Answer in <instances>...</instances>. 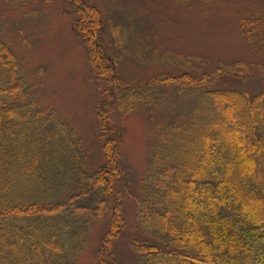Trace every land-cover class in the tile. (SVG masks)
<instances>
[{
	"label": "trees",
	"instance_id": "16d2710c",
	"mask_svg": "<svg viewBox=\"0 0 264 264\" xmlns=\"http://www.w3.org/2000/svg\"><path fill=\"white\" fill-rule=\"evenodd\" d=\"M71 1L80 14L75 27L96 37L98 12L80 0ZM86 13L91 19H83ZM258 24L246 25L252 45L264 35V26ZM93 61L101 66L95 55ZM105 68L110 82L117 83L115 63L110 61ZM259 68L264 73V66ZM248 69L243 62L221 64L213 76L184 74L175 81L164 76L133 92L124 84L118 87L115 103L124 114L153 97L157 84L176 83L179 93L188 87L203 91L191 119L159 135L142 191L131 193L144 233L133 242L136 264H264V88L253 96L239 89L204 90L212 79L235 78ZM230 100L232 107L238 102L248 115L234 111L231 120L240 125L230 128L234 137L222 133L229 130L225 119H211L210 106L216 110ZM109 110L101 115L109 160L92 172L76 132L56 111L38 104L21 58L0 40V264H76L92 225L106 213L111 217L101 240L99 264H115L112 245L124 229V193L118 182L121 133L109 124ZM180 135L185 138L184 150L196 148L195 157L192 163H167L171 139ZM172 176L179 188L168 182Z\"/></svg>",
	"mask_w": 264,
	"mask_h": 264
},
{
	"label": "rangeland",
	"instance_id": "374dc122",
	"mask_svg": "<svg viewBox=\"0 0 264 264\" xmlns=\"http://www.w3.org/2000/svg\"><path fill=\"white\" fill-rule=\"evenodd\" d=\"M80 2L98 12L100 28L99 34L93 37L95 41L75 27L80 14L71 0H21L19 4L0 0V40L9 44L21 58L38 104L56 111L76 132L87 168L92 172L109 160L104 150L107 140L102 135L101 115L110 109L109 124L119 128L121 133L118 147L122 172L118 182L124 193L125 220L123 232L112 250L115 264H136L138 255L133 242L144 238V233L138 225L137 204L131 193L142 191L143 179L154 162L159 135L169 126L188 122L197 106V97L203 91L188 87L179 93L176 83L157 84L153 97L144 99L137 108L124 114L115 103L119 95L117 89L124 84L126 90L133 92L164 76L174 81L184 74L213 76L221 64L243 62L249 66L248 72L242 71L235 78L212 79L204 90L239 89L250 96L258 93L264 88V73L259 68V65L264 66V35L252 45L246 25L255 21L264 26V0ZM89 18V13L83 17L84 20ZM92 51L101 66L93 61ZM188 59H192L190 64ZM110 61L115 63L120 78L115 84L104 74ZM100 67L105 68L103 73L99 72ZM232 101L222 102L216 110L210 106L211 119L214 116L218 121L225 119L229 130L222 133L230 137H234L230 128L240 127L239 122L233 121L234 111L248 117L243 106L237 102L234 108L229 104ZM180 136L171 139V147L165 155L167 163L191 162L195 157L196 148L184 150L185 138ZM231 147L235 149L234 141ZM175 178L172 176L168 182L177 188ZM168 182L165 180L163 184L168 186ZM199 189H204L203 185ZM214 202L216 205V200ZM110 217L106 213L102 221L92 225L86 247L76 264H99L100 244L109 228Z\"/></svg>",
	"mask_w": 264,
	"mask_h": 264
}]
</instances>
